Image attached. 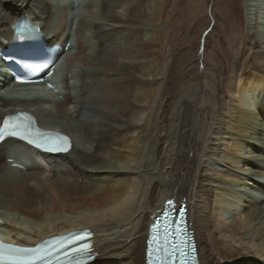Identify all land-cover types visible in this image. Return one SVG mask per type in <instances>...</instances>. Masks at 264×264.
<instances>
[{
    "label": "bare ground",
    "instance_id": "6f19581e",
    "mask_svg": "<svg viewBox=\"0 0 264 264\" xmlns=\"http://www.w3.org/2000/svg\"><path fill=\"white\" fill-rule=\"evenodd\" d=\"M169 4L0 0V48L8 46L22 15L41 27L46 43L73 40L75 51L65 54L58 99L42 89L11 90V75L0 60V117L28 110L39 124L61 129L73 141L69 153L43 158L14 140L0 145L3 240L33 245L49 235L89 228L95 258L88 264H145L149 224L165 201L175 198L187 203L200 264H264V194L253 197L250 189L264 183V145L255 153L264 138L257 132L264 125V104L256 103L264 92V36L255 31L264 19L250 12L264 1L244 0L248 29L242 35L251 53L242 71L236 50L242 36L235 31L231 54L238 62L228 65L227 73L216 61L214 76L207 74L193 95L181 89L186 81L175 53L181 38L171 42L172 64L165 69L166 45L173 39L166 31ZM70 78L74 85L67 83ZM41 92L50 99L22 97ZM213 152L223 153L226 169L212 164ZM238 187L245 188L242 194ZM246 194L253 198L243 210Z\"/></svg>",
    "mask_w": 264,
    "mask_h": 264
},
{
    "label": "rangeland",
    "instance_id": "374dc122",
    "mask_svg": "<svg viewBox=\"0 0 264 264\" xmlns=\"http://www.w3.org/2000/svg\"><path fill=\"white\" fill-rule=\"evenodd\" d=\"M177 3H180L181 6L179 10H176ZM257 3L259 2L257 1ZM230 6L232 7V10H230ZM252 8L253 9H250L251 10L250 12H256V14L258 12L261 15L262 19H264V4L263 6L259 5V9L257 10H256L257 6H253ZM224 16L225 17L228 16L230 21H226L225 19H223ZM168 18L170 19L167 21L168 28L166 31H171L173 39L170 42H168L166 45L167 59L165 61V66H166L165 69L167 67H170L172 64V57L169 54L171 49V42L173 40H177L178 38H181V42L179 44L180 46L177 47L175 53L180 58H182L184 81L186 82H184L181 89L183 91H186L185 93L186 95H193L195 86H197L198 83H201L205 78V76L206 78H208V75L210 76L212 75L211 77L214 76V71L213 68L211 67L216 61L221 62V64H223L222 66L226 67L227 73L229 70L228 65L238 62V59H236L231 54L233 52V49L230 40L235 31H237V33H239L242 36V38L239 40L240 43L236 42L237 44L236 47L238 46L236 50L238 51L240 58L239 61L241 62V64H239L238 71L239 73L242 71L241 65H243V62L251 53V49L249 50L250 47H249L248 39L243 36L246 35V29H248V22L244 16V0H170ZM233 22L236 23L237 27L234 28ZM259 29L255 32L256 34L258 33L257 35L258 37L260 36L259 38L261 39L264 36V27H259ZM256 49H258V47ZM162 78L164 79V74ZM157 88H158V93L156 100L159 101L162 95V85L158 86ZM257 99H256L257 104L259 102H261L260 104H264L263 91L259 95V99L258 100ZM257 104L255 105L256 108L258 106ZM155 107H156V102H155ZM172 107L176 108V105ZM261 124L263 125V123ZM261 124L259 125L257 132H259V136L262 134L263 136L261 135L260 137L263 138L264 125L262 126ZM217 126L220 125L217 124ZM217 142L218 140H216V143ZM219 145L216 144L217 147ZM263 145H264V138L260 139L259 143L256 145V151H255L256 154L260 155L262 153V150L260 148ZM218 152H213L214 159L212 160V164H216L217 167L224 168L225 166L221 164L222 161L220 159L222 158L221 154L223 153H220L219 156ZM153 153H154V157L157 158V152L155 151ZM262 164H264V161ZM226 166L228 167L231 166V168L228 169L238 174V171H234V167L232 165L227 164ZM239 167L240 168L244 167V163L242 161L239 163ZM224 169H226V167ZM261 171H264V167H262ZM242 172L244 171L242 170ZM240 174L242 175V173ZM238 188H237L238 191L242 194L245 188H241V187ZM250 189L253 190L254 193L253 197H255L259 193L264 194V183L257 181L255 183V186H251ZM245 197L246 198H243L241 205L243 206L242 207L243 210H246L245 203H248V201L253 198L251 195L248 194H246ZM229 213L230 214H227L228 216L227 221L231 220L229 217L231 216L232 211H230Z\"/></svg>",
    "mask_w": 264,
    "mask_h": 264
},
{
    "label": "snow or ice",
    "instance_id": "6c2138e0",
    "mask_svg": "<svg viewBox=\"0 0 264 264\" xmlns=\"http://www.w3.org/2000/svg\"><path fill=\"white\" fill-rule=\"evenodd\" d=\"M15 119V118H13ZM31 119V118H29ZM17 137L21 140H26L30 144L45 152H66L68 151V138L55 132H43L37 130L35 138H31L27 128H21L17 126H9L5 122V126L0 131V137ZM58 141L59 143H56ZM173 202H168V207L172 206ZM184 214L181 213V223L178 225V230L182 232L183 239L179 245H175L173 250L167 254V259L172 261L175 257L179 261V264H195L193 257L196 254L194 240L187 232L185 221L183 220ZM155 231V229H154ZM78 235H89L88 233H73L67 240H72ZM64 241L53 243L47 242L44 247L24 248L13 247L11 245L0 244V264H49L52 260L51 249L53 247H59ZM156 237H152L149 242L148 259L151 260L154 255L159 260V249L155 248ZM45 248L48 249V254L45 252ZM61 251H67V249H61ZM93 252L90 247L81 248L79 251L69 252L65 257L67 264H88L89 261L94 259Z\"/></svg>",
    "mask_w": 264,
    "mask_h": 264
}]
</instances>
